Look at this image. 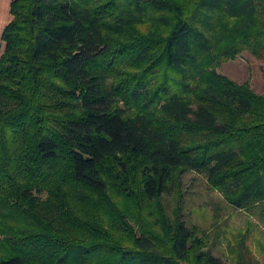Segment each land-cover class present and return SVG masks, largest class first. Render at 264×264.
Wrapping results in <instances>:
<instances>
[{
    "label": "trees",
    "instance_id": "trees-1",
    "mask_svg": "<svg viewBox=\"0 0 264 264\" xmlns=\"http://www.w3.org/2000/svg\"><path fill=\"white\" fill-rule=\"evenodd\" d=\"M10 7L0 264H222L154 200L194 170L235 209L264 203V94L216 72L263 57L264 0Z\"/></svg>",
    "mask_w": 264,
    "mask_h": 264
},
{
    "label": "rangeland",
    "instance_id": "rangeland-1",
    "mask_svg": "<svg viewBox=\"0 0 264 264\" xmlns=\"http://www.w3.org/2000/svg\"><path fill=\"white\" fill-rule=\"evenodd\" d=\"M11 1L0 0L2 51L5 46L2 33L12 19ZM217 71L240 86L247 85L258 96L264 94V55L257 57L242 49L231 60L219 64ZM173 186L154 200L169 226L183 221L195 229L197 237L204 242L202 251L222 264H264V203L235 209L208 185L207 174L194 170L178 175ZM142 214L152 224L148 211Z\"/></svg>",
    "mask_w": 264,
    "mask_h": 264
}]
</instances>
